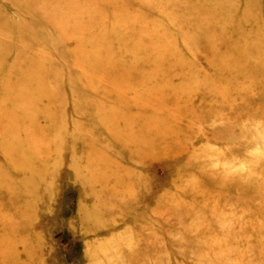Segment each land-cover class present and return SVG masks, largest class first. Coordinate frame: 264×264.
Wrapping results in <instances>:
<instances>
[{
  "label": "rangeland",
  "instance_id": "374dc122",
  "mask_svg": "<svg viewBox=\"0 0 264 264\" xmlns=\"http://www.w3.org/2000/svg\"><path fill=\"white\" fill-rule=\"evenodd\" d=\"M0 264H264V0H0Z\"/></svg>",
  "mask_w": 264,
  "mask_h": 264
}]
</instances>
